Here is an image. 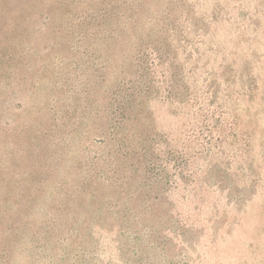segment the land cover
I'll use <instances>...</instances> for the list:
<instances>
[{
    "label": "rangeland",
    "instance_id": "374dc122",
    "mask_svg": "<svg viewBox=\"0 0 264 264\" xmlns=\"http://www.w3.org/2000/svg\"><path fill=\"white\" fill-rule=\"evenodd\" d=\"M0 264H264V0H0Z\"/></svg>",
    "mask_w": 264,
    "mask_h": 264
}]
</instances>
